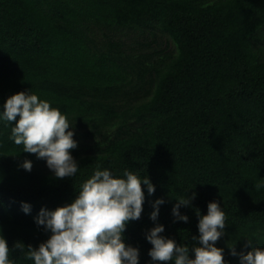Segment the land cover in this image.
<instances>
[{
  "label": "trees",
  "instance_id": "obj_1",
  "mask_svg": "<svg viewBox=\"0 0 264 264\" xmlns=\"http://www.w3.org/2000/svg\"><path fill=\"white\" fill-rule=\"evenodd\" d=\"M18 92L67 116L79 169L55 178L10 139L15 122L0 121V235L9 248L44 242L40 209L73 202L100 168L155 187L150 196L142 186L141 217L122 233L138 264H161L145 238L156 224L194 258L196 211L206 215L210 202L226 215L215 244L225 264L264 250V0H0V111ZM193 192L179 208L188 222L176 220V199ZM26 254L13 249L9 259L34 264Z\"/></svg>",
  "mask_w": 264,
  "mask_h": 264
},
{
  "label": "clouds",
  "instance_id": "obj_2",
  "mask_svg": "<svg viewBox=\"0 0 264 264\" xmlns=\"http://www.w3.org/2000/svg\"><path fill=\"white\" fill-rule=\"evenodd\" d=\"M0 121L15 122L10 139L15 145H22L23 152L45 160L55 178H71L78 172V164L71 155V150L78 146L73 139L74 132L70 130L73 124L50 102L36 94L18 92L4 102ZM22 167L30 172L32 162L24 160ZM142 186L147 187L148 195L154 194L155 187L147 176L125 170L120 177L114 176L109 169L97 168L82 183L73 202L51 211L40 209L35 223L50 235L38 247L17 241L9 248L6 239L0 235V264H14L9 259L10 252L13 249L23 251L25 247L26 258L34 264H138V249L125 244L122 233L130 221L141 217L145 201ZM195 195L193 192L191 196L176 199L172 208L176 220L188 222V217L182 215L179 208L190 206ZM163 203V199L153 203L152 221L157 220L159 205ZM21 208L26 214L30 212L27 203H22ZM196 214L201 246L191 248L194 258H189L188 246L178 245L175 240L162 236L164 227L156 224L145 234L152 245L148 255L153 261L161 264L169 261L174 264H225L223 249L215 246L226 226L225 212L219 203L210 202L206 215L200 216L198 210ZM251 242L248 240V246ZM231 254L237 255L234 248ZM239 256L240 264H264V250L259 247Z\"/></svg>",
  "mask_w": 264,
  "mask_h": 264
}]
</instances>
